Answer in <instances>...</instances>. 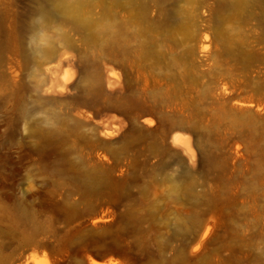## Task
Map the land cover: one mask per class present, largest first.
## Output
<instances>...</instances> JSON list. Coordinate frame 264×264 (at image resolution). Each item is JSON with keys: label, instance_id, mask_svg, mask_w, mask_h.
<instances>
[{"label": "rangeland", "instance_id": "obj_1", "mask_svg": "<svg viewBox=\"0 0 264 264\" xmlns=\"http://www.w3.org/2000/svg\"><path fill=\"white\" fill-rule=\"evenodd\" d=\"M64 1L0 0V264H264L259 5L201 50L213 0H91L79 29Z\"/></svg>", "mask_w": 264, "mask_h": 264}, {"label": "bare ground", "instance_id": "obj_2", "mask_svg": "<svg viewBox=\"0 0 264 264\" xmlns=\"http://www.w3.org/2000/svg\"><path fill=\"white\" fill-rule=\"evenodd\" d=\"M152 1H160V0H152ZM191 1L195 2L194 0ZM213 2H215L213 7H210L208 9L210 12L209 20L208 23L205 25L206 27L210 28L209 31L210 35L208 33H204V35L200 38L199 47L201 48V50L208 49L210 41L221 40L222 43L225 44L224 38L221 36V31H222L221 25L225 24L226 18L227 20L233 21L238 16L242 8L246 6L258 4L262 12H264V0H213ZM91 4H92L91 0H65L64 2L59 3V7L64 13L65 17L67 18L68 20L67 22L74 24L77 27V29H79L80 27H83L84 23H86V21L88 20L86 14L89 13ZM176 12L177 11L174 6H170L168 8L165 6H160L157 17L151 23L152 29L154 27H158L161 25L165 26L169 24L171 14ZM177 14L178 15L177 18L174 20L173 26L176 28L177 31L185 32V26H186L185 18L187 17L186 16L187 13L185 11H180L177 12ZM192 16L196 19V15L194 13H192ZM109 27L110 26L106 24L104 26V30L111 31V28ZM262 32H264V29L262 30ZM43 46L38 43H35L33 46L34 52L37 55L36 56L37 61L39 62L43 60L45 61L46 59L51 57L52 54L50 51L51 46L49 41H45ZM195 47H196L195 44H192L186 51L188 54L187 58H189L190 60H193ZM149 51L150 50L145 49L143 53L148 54ZM249 54L250 53L247 52L245 56L248 58ZM64 61L66 60L59 59L57 60V63H52L51 65H49L48 69L55 68L56 70H59V66ZM69 76L70 75H68V77ZM86 82L88 84L90 83V78L88 76L86 77ZM43 120H44L43 124L35 125L32 128V133L35 134L38 138L48 139L54 134L58 135L59 133H61L60 125L63 121V117L61 116L60 113H57L55 111H49L45 114ZM79 182L85 187L93 188L100 183V179L91 172L85 170L80 172ZM104 263L100 262V264H104Z\"/></svg>", "mask_w": 264, "mask_h": 264}]
</instances>
